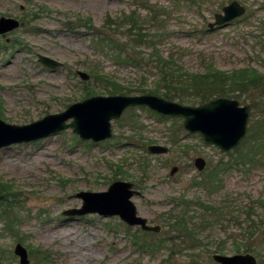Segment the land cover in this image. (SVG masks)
Here are the masks:
<instances>
[{
    "label": "rangeland",
    "instance_id": "rangeland-1",
    "mask_svg": "<svg viewBox=\"0 0 264 264\" xmlns=\"http://www.w3.org/2000/svg\"><path fill=\"white\" fill-rule=\"evenodd\" d=\"M233 1L246 9L245 14L209 30L215 15ZM152 9L168 12L167 36L157 40L158 49L164 55L175 54L189 72L200 73L204 65L212 63L226 73L252 68L264 74V0H207L201 8L189 1L174 4L171 0H0V18L20 22V28L0 36V119L11 125H28L90 98L86 97L88 88L95 93L91 97L109 96L103 93L106 84L91 77L83 81L78 75H90L92 69L114 78L107 85L116 82L124 88H152L155 71L120 63L114 52L97 45L108 19L120 23L133 12L152 34ZM124 36V30H119L115 38L125 42ZM141 51L151 52L147 46ZM39 55L62 66L49 69L39 63ZM232 99L242 106L251 105L250 128L254 114L251 99L246 95ZM182 123L180 118L160 117L135 107L112 122L114 137L101 143L82 141L69 129L0 150V184L14 187L18 198L16 209L0 216L3 262L20 264L14 254L18 243L27 249L30 264H217L215 254H238L234 245L244 238L243 215L221 222L196 205L188 209L193 229L189 238L176 240L172 246L164 242L155 254L136 244L140 238L151 242L174 237L165 227L172 198H200L210 206L227 198L243 210L264 200V169H232L222 175L221 189L208 196L206 184H200L201 175L223 158L227 160L233 150L222 153L205 144L200 135L187 133ZM151 145L167 147L169 153L151 154ZM198 157L207 162L202 172L194 166ZM174 167L178 172L171 176ZM116 181L132 183L140 192L132 198L138 215L150 225L160 226L159 233L128 226L119 217L63 215L82 207L76 194L104 192ZM255 211L252 219L257 222L264 209ZM218 248L225 252L216 253Z\"/></svg>",
    "mask_w": 264,
    "mask_h": 264
},
{
    "label": "trees",
    "instance_id": "trees-1",
    "mask_svg": "<svg viewBox=\"0 0 264 264\" xmlns=\"http://www.w3.org/2000/svg\"><path fill=\"white\" fill-rule=\"evenodd\" d=\"M174 4L186 3L189 1L194 6L201 8L204 1L207 0H171ZM150 21L155 25L152 26L153 33H148L147 27L142 23L135 12L126 15L122 22L108 21L100 31L97 45L102 49L107 48L119 56L120 63L132 65L141 70L155 71L157 79L152 88L139 86L132 88H124L116 82L107 85L113 77L105 76L97 69L90 70L91 79L96 83H103V93L109 96L119 94H153L161 96L170 101L179 102L181 104L201 105L212 99L219 97L241 98L246 95L252 101L254 110L253 122L249 128V135L241 146L233 150L227 160L223 158L220 162L209 168L205 174L201 175V183L206 184L208 196L214 195L221 189L222 175L228 173L232 169L244 170L250 172L253 170L264 169V74L259 73L252 68L236 69L231 73H226L217 69L214 64L207 63L204 65L203 71L197 74L191 73L184 68L180 60L175 54L164 55L159 49L157 40H161L167 36L166 18L167 10L163 12L152 9ZM165 18V19H164ZM149 22V21H147ZM91 24V20L88 19ZM114 28L112 29V27ZM119 30H124L126 41L121 42L115 38ZM158 32V34H156ZM147 46L151 52L145 54L141 51L142 47ZM88 88L86 97H91L95 93H91ZM144 173L147 170L144 169ZM117 179V177H116ZM205 186V185H204ZM16 189L8 184H0V216L6 214L8 210L16 209L17 202ZM173 203L172 210L168 213L165 227L169 229V234L174 237L170 239H160L148 242L146 238H140L139 244L142 250L150 253H156L161 249L163 243L173 245L176 240H185L193 234L189 221V211L193 205L198 206L204 213L211 212L221 222L234 220L235 214L243 215L244 224L241 225L243 232V241L234 245L235 252L250 253L255 255L264 264V215L261 220L254 221L253 215L257 212L256 208L264 209V200L247 205L245 209L236 208L235 203L225 198L222 203L216 206H210L203 199L196 201L189 200L185 195L178 198L170 199ZM210 204V203H209ZM9 213V211H8ZM10 214V213H9ZM244 226V227H243ZM10 229H12L10 227ZM165 235V234H164ZM160 238V237H159ZM225 250L218 248L216 253H224ZM0 264H5L0 254ZM142 264V263H138Z\"/></svg>",
    "mask_w": 264,
    "mask_h": 264
},
{
    "label": "water",
    "instance_id": "water-1",
    "mask_svg": "<svg viewBox=\"0 0 264 264\" xmlns=\"http://www.w3.org/2000/svg\"><path fill=\"white\" fill-rule=\"evenodd\" d=\"M246 9L237 1L225 6L222 13L215 15V21L208 25L209 30L224 27L235 19L242 17ZM20 28V22L13 18H0V36ZM38 61L49 69L55 70L62 63L49 57L39 55ZM83 81H89L90 75L78 72ZM135 107H143L160 117L180 118L183 129L189 134H198L204 143L217 147L222 153L236 149L249 133L251 105H241L236 99L219 97L197 106L183 105L153 94L94 96L70 105L58 114H49L28 125H11L0 119V150L25 143L35 142L71 129L82 141L101 143L114 137L112 122L119 121L125 111ZM148 151L154 155L169 153V148L151 145ZM194 166L202 172L207 162L198 157ZM178 167H174L170 175L174 176ZM140 192L132 183L116 181L104 192H80L76 198L82 200L81 208L69 209L64 216H85L96 214L103 217H119L128 226L140 227L147 233H159L161 227L150 225L148 219L138 215L132 202ZM14 254L19 257L20 264H30L27 249L16 244ZM213 260L217 264H259L257 258L250 254L232 256L215 254Z\"/></svg>",
    "mask_w": 264,
    "mask_h": 264
},
{
    "label": "bare ground",
    "instance_id": "bare-ground-1",
    "mask_svg": "<svg viewBox=\"0 0 264 264\" xmlns=\"http://www.w3.org/2000/svg\"><path fill=\"white\" fill-rule=\"evenodd\" d=\"M35 82L36 83H42L43 82V80H40V79H35ZM47 83L49 82V81H46Z\"/></svg>",
    "mask_w": 264,
    "mask_h": 264
}]
</instances>
